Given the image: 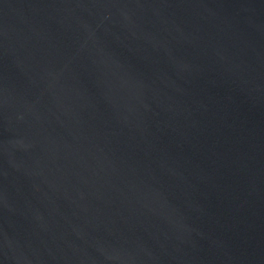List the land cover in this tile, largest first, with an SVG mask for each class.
Returning <instances> with one entry per match:
<instances>
[{"label":"water","instance_id":"water-1","mask_svg":"<svg viewBox=\"0 0 264 264\" xmlns=\"http://www.w3.org/2000/svg\"><path fill=\"white\" fill-rule=\"evenodd\" d=\"M0 264H264V0H0Z\"/></svg>","mask_w":264,"mask_h":264}]
</instances>
